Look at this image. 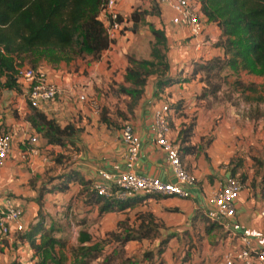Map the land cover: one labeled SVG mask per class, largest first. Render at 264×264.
<instances>
[{"label":"crops","instance_id":"crops-1","mask_svg":"<svg viewBox=\"0 0 264 264\" xmlns=\"http://www.w3.org/2000/svg\"><path fill=\"white\" fill-rule=\"evenodd\" d=\"M152 3V0H117V6L127 22L126 27L111 47L103 52L100 59L91 60L88 56L85 60L77 57L59 63L48 60L39 62L37 68L47 72L51 82L60 90L55 100L41 103L39 110L55 118L60 125L71 122L82 126L83 130L73 138V144L77 147L75 150L74 146L70 145L67 147L46 145V140L41 137L38 145L40 154L28 162L21 161L20 144L14 142L12 153L0 163V206L7 198L12 199L14 204L23 206L25 209L23 220L27 228L36 221L39 210L43 209L45 204L46 206L49 204L48 209L53 207L56 212L65 208H70L69 210L74 212L75 204L74 207L69 206V201L73 197L80 213L77 226L85 229L91 223L97 230L99 229L100 237H105L112 231H123L125 227L139 229L142 223L159 224L156 225L155 235L127 242L125 246L127 254L130 256L134 254L132 249L135 246L145 247L147 242L152 240L155 246L157 242L171 235L169 246L161 258L165 264H180L176 251L181 247L180 243L185 237L193 238L194 224L203 221L204 217L209 218V213L215 211L216 206L212 199L214 192L232 172H236L235 175L239 176L244 184L236 201V214L232 218H223L219 221L209 218L215 226L209 227L205 234L207 239L205 248L209 251L206 263L224 264V251L231 246H240L239 236L242 234L250 237L255 245L264 247V220L259 213L264 188V129H262L264 123L260 119L250 120L248 116L240 114V109L230 102L215 105L210 101L212 96L201 97L205 86L201 74L176 82L166 87L159 95L155 94L156 77L152 78L151 82L149 79L135 110V119L127 121L132 125L141 143L138 159L134 163L127 161L125 157L123 126L114 128L110 126L112 123L101 119V108L104 107L105 99L115 101L116 98L110 90L124 83L125 70L129 64L128 56L141 57L138 55L140 48L136 42L140 37L153 40V27L165 32L167 58L172 74L183 70L182 77H189L186 74L192 70V61L223 55L222 48L216 45L220 34L216 24L206 22L205 42L199 49L189 28L174 23L175 11L159 0H154V3L158 4V11L146 16L145 21L148 24L143 27L135 25L131 19L134 9L140 4H144L148 9ZM149 54L144 58L149 59ZM10 94L16 92H6L0 97V131L3 128L6 131L21 121L8 116V109H4L8 106L6 99ZM119 94L122 98H130L129 95ZM82 96L88 101L81 99ZM166 103L172 106L171 128L167 135L169 140L179 145L186 125H194L191 143L196 144L199 150L182 159L197 178L196 182L188 187L189 197L152 196L125 210L100 214L99 205L85 202L89 186L78 180L66 191L46 192L39 201L38 188L41 185L33 189L32 184L38 183L36 177L43 173L45 166L56 164L51 158L58 155L77 158L76 164L82 180H89L91 183L99 180L101 169L112 172L134 171L165 181L173 180V167L166 152L156 142L154 123L155 111ZM178 104L182 106L177 109ZM20 105L21 114H26L29 105L27 107L22 102ZM109 116H113L112 112H109ZM110 117L108 119L111 120ZM191 120L192 124H189ZM3 123L4 125H1ZM51 150L54 154H51ZM56 165L60 170L63 167V163ZM58 173L59 171L56 172ZM55 202H59L58 205H55ZM81 221L85 224L79 225ZM201 223L204 225L205 221ZM220 235H226L227 239H223L221 244L218 243V247L211 245L210 241L218 242ZM5 238V241L15 242L17 261L22 263L32 261L34 252L27 241L15 240L16 237L13 235ZM231 242L233 244L230 246ZM180 253L178 252L179 258ZM0 255L2 256L0 259L5 263L10 260L7 253L4 257ZM195 261L194 254L189 264Z\"/></svg>","mask_w":264,"mask_h":264},{"label":"trees","instance_id":"trees-1","mask_svg":"<svg viewBox=\"0 0 264 264\" xmlns=\"http://www.w3.org/2000/svg\"><path fill=\"white\" fill-rule=\"evenodd\" d=\"M103 1L0 0V93L4 87L21 90L16 67L18 64H26L28 57H31L30 63L35 68L42 60L59 63L62 60L70 61L87 55L93 60L100 59L103 52L114 43V40L109 38L99 15ZM196 3L200 6L206 22L219 27L220 34L216 45L222 48L223 55L194 61V68L189 77L183 78L182 71L176 75L172 74L165 53L167 49L165 32L153 27L152 34L155 40L152 43L151 58L128 57L129 64L125 70L124 83L119 85V93L139 99L151 76H156V95L164 92L166 87L198 74H201V80L210 82L215 72L220 73L225 69L264 76V0H196ZM154 12L148 9L141 11L138 7L133 11L131 19L136 25ZM237 84L243 91L257 90L254 84L245 85L241 80L237 81ZM220 89L221 85L217 82L211 83L209 87L205 85L201 97L216 96ZM113 91L116 92V89L113 88ZM246 98L251 99L250 96ZM258 99L262 100L264 97L259 96ZM28 105L26 120L31 123L35 132L40 133L46 140V145L66 147L68 143H73V138L83 130L71 122L60 125L55 118L49 117L29 100ZM179 107L180 104L177 105V109ZM101 119L111 124V120L105 114ZM191 135L190 126L183 132L179 146L182 159L199 150L196 144L186 143L191 142ZM76 180L89 185L87 187L89 194L85 202L99 205L100 214L125 210L147 197H152L137 194L124 200L106 198L97 194L92 188L91 181L82 180L78 171L65 170L50 179L49 183L40 186L39 201L46 192L68 190ZM33 189H37L35 185ZM47 224L46 218L39 210L36 221L18 234L21 241H27L32 248L34 252L32 261L22 263L15 260L12 264H91L95 260L97 264H111L113 256L124 251L127 242L150 237L156 228L151 222L142 223L139 229L125 227L123 231L109 232L105 238L101 237L104 238L102 240H96V237L85 228L79 231L78 243L69 245L66 239L59 235L60 227ZM84 224V221L79 223ZM170 237L171 235L161 241L159 256L163 255ZM147 255L150 256V253ZM124 259L123 264H135L129 256Z\"/></svg>","mask_w":264,"mask_h":264},{"label":"built area","instance_id":"built-area-1","mask_svg":"<svg viewBox=\"0 0 264 264\" xmlns=\"http://www.w3.org/2000/svg\"><path fill=\"white\" fill-rule=\"evenodd\" d=\"M160 3L169 5L174 11L173 22L189 28L196 47L201 49L205 42L206 19L201 13L196 0H159ZM100 18L111 40H115L126 27L123 14L117 6V0H104L101 5ZM193 65V64H192ZM191 65V68H193ZM194 66V65H193ZM17 79L26 86L28 100L36 107L46 101H52L59 95L58 86L51 82L47 72L27 64H18L16 67ZM81 99H85L84 96ZM171 106L166 103L161 105L154 114L156 126V142L166 152L169 162L173 167V180H162L153 176H145L134 171H116L107 169L99 170V180L92 182V188L98 195L124 200L140 195L160 197L178 196L189 197L188 187L193 185L197 178L183 162L179 146L168 139L171 128ZM30 127V122L22 120L0 132V163L9 157L13 150V143L18 142L21 147L19 157L22 162H28L38 156L39 141L41 136ZM123 141L126 145L125 157L134 163L140 153V140L131 124H124L122 128ZM244 184L237 176H229L220 184L213 194L215 211L209 213V218L219 221L223 218H232L236 214V201L239 198ZM259 213L264 220V188L260 200ZM24 209L7 198L0 206V236L13 235L26 230L23 220ZM237 235V234H236ZM240 246H231L225 250L224 264H264V247L257 246L247 235H240ZM0 264H3L0 259Z\"/></svg>","mask_w":264,"mask_h":264},{"label":"rangeland","instance_id":"rangeland-1","mask_svg":"<svg viewBox=\"0 0 264 264\" xmlns=\"http://www.w3.org/2000/svg\"><path fill=\"white\" fill-rule=\"evenodd\" d=\"M152 1H153V3L151 4V6L148 7V9L151 12L152 11L156 12V11H158L156 8V7H158V4L154 3V0H152ZM138 7L140 8L141 11L146 9L144 4L138 5L135 9H137ZM145 19H146V17H144V19L140 20V22L138 23L139 27H141V26L143 27V26H145V24H148L145 21ZM152 37H153V40H150V39L148 40L147 38L140 37L138 39V41L136 42L137 47L140 48L138 55H140L141 57H138L139 59H144V57L148 56L149 53H150L149 56L151 58L152 43L155 40L153 34H152ZM165 53L167 55V49H166ZM129 56H131V55H129ZM89 57L91 60H93L91 56H89ZM133 57H135V55H133ZM81 58H83L85 60L88 58V55L85 57H81ZM26 60H27L26 61L27 65L33 66L30 63L31 57H28ZM192 62H194V61H192ZM193 65H192V67L194 68ZM193 68H192V70H193ZM182 72H183V70H182ZM176 74L177 73H175V75ZM186 76H189V73H187ZM154 77H156V76H151L149 78L150 82L152 81V78H154ZM239 80L244 82L245 85L254 84L257 87L256 92L251 91V90L243 91V88L239 84H237V81H239ZM203 82L208 87L210 86L211 83H216V82L221 85V89H220L219 93L216 96H212V100H210V101H212L213 104L224 105L226 102H230L231 104L237 106L240 109V114L248 116L250 118V120L251 119H255V120L260 119L264 123V99H262V100L258 99L259 96L264 97V76H258L256 74H251V73H248L247 71H240V72L236 73L230 69H225V70L221 71L220 73L215 72L212 75L210 82L209 81H203ZM20 86H21L20 91L13 89V88H10V87L9 88L4 87L0 93V97L3 95V93H6V92H8V93H11V91L16 92V94H10L9 97L6 99L8 106L4 109H8V116H11L16 120L22 121L23 119L26 120V114H21L20 103L22 102V103L26 104L28 107V93L25 91V90H27L26 86H24L23 84H20ZM118 89H119V87L116 88L117 92L113 91V88H112V90H110L112 92V94H114V96L116 97L115 101H107L105 99L104 107L101 108V113H102L101 116H103L105 114L106 117L108 118V117H110L109 112H112L113 116L110 117L112 125H110V126H112L114 128H117V127L121 128L122 126H124V124L129 123L127 121L131 120L132 118L135 119V114H136L135 110L137 108V105H139L140 98H141L140 97L139 99H133L130 95H129L130 98H126V97L122 98L120 96V94L118 93ZM125 95H127V94H125ZM247 96H250L251 99H247L246 98ZM17 101H20V102L18 103ZM84 101H88L86 97H85ZM180 106H182V104H180ZM121 118H122V120H120ZM190 123L192 124V120L189 122V124ZM1 125H4V123ZM190 126L192 127V130H193L194 125H186L187 129L190 128ZM30 127H32L31 123H30ZM80 127H82V126H80ZM262 129H264V125H262ZM3 131H4V128L0 132H3ZM189 143H191V142H189ZM68 144L70 146H74L73 143H68ZM52 149L54 150L53 147H52ZM73 149L75 150V149H77V147L74 146ZM39 150H40V148H39ZM53 150H51V154H54ZM51 159H52V161H55L56 164H62L63 163V167L60 170V167L57 166L56 164H54V165L48 164V166L44 167L45 170L43 171V173L41 175L39 174L38 177H36V181H38V183L37 184L33 183L32 184L33 186L34 185L35 186L41 185V187H42L43 184L49 183L50 179H52L54 176L56 177L57 175L63 173L65 170L78 171L80 173L79 167L76 164L77 158H73V156H67V155L59 156L58 155L56 157L54 156ZM57 171H59L58 174H56ZM235 174H236V172L231 173L232 176H237ZM237 177H239V176H237ZM75 182H78V180H76ZM80 183H82V182H80ZM48 186H51V184L50 185L48 184ZM147 198H149V197H147ZM147 198H145V199H147ZM57 203H59V202H55V205H58ZM74 204H75V207H74ZM69 206L74 207V212H71L69 210L70 208H67V209L65 208V210H60L59 212H56L55 209H53V207H50V209H48L49 204H48V206H46V204H45L44 208L43 209L41 208L40 210H41L42 216L46 218V221L48 223L47 225L50 224V225H54L56 227H60L59 229L61 232L59 235L64 237L66 239L67 243H69V245H72V244L76 245L78 243L77 242L78 234H79L78 232L80 230V228L77 226L78 220H80V213L78 212V208H79L78 204H76L75 201H73V197L69 201ZM204 221H205V224L202 225L201 222H204ZM201 222L199 223L197 221L198 224L197 223L194 224V229H193V232L195 234L194 237L193 238H186L185 237V240L180 243L181 247H179L176 250L177 251V260L180 261V264H189V262H191V259H193L194 254H195L196 261H195V263H192V264H207L206 263V256H207V252H209V251L206 250V248H205V244L207 243L206 242L207 239H206L205 234H206L207 229L210 226H211V228H213V222H211V220L208 217H204L203 221H201ZM156 225H159V224H156ZM85 228L92 231V233L96 237V240H99V239L102 240L105 238V237L104 238L100 237L101 233H99V229L97 230L96 227L91 225V223L88 224ZM155 234H156V229L154 228V230L151 233V236L155 235ZM225 238L227 239L226 235H220L218 242L210 241V244L218 247L219 244H221L222 240ZM17 239L21 240V236L17 235L15 240H17ZM5 240H6L5 237L0 236V245H1L0 246V254H2L4 257L5 253H7V257L10 260L7 263H5L3 260H2V262H3V264H12L16 260L15 257L17 254V247H16V244L14 241L8 242V240L7 241H5ZM160 244H161V242H157V244L154 246L153 240H152V242H147L145 247L142 246L139 248V247L135 246L132 249V251L135 253L132 254L131 256L128 255L126 249H124V251L122 250L120 253L118 252L116 254V256H113L114 258H112L111 264H123L125 261L124 258L127 256L131 257L133 259V261H135V264H165V261L158 254V249L161 246ZM232 244L233 243L231 242L230 246ZM168 246H169V242L166 244L165 251L168 248ZM211 249H212V247H211ZM178 252H181L180 258H179ZM147 253H150V256H148ZM223 256H224V253H223ZM215 263H217V262L215 261ZM91 264H97V261L96 260L92 261Z\"/></svg>","mask_w":264,"mask_h":264}]
</instances>
